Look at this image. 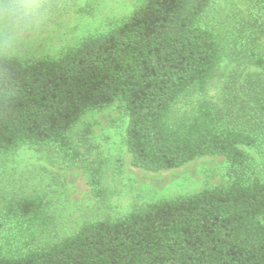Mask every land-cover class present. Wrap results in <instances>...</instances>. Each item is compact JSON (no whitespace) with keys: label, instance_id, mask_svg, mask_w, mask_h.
<instances>
[{"label":"trees","instance_id":"1","mask_svg":"<svg viewBox=\"0 0 264 264\" xmlns=\"http://www.w3.org/2000/svg\"><path fill=\"white\" fill-rule=\"evenodd\" d=\"M214 1L141 0L117 25L55 58L0 56V155L46 147L76 164L73 127L115 107L132 167L160 173L203 157L227 167L217 187L84 224L48 246L39 243L53 222L45 198L0 196V264H264V0H247L246 28L229 37L209 20ZM224 59L257 74L232 72L217 105L178 113ZM87 173L101 200L100 165Z\"/></svg>","mask_w":264,"mask_h":264},{"label":"rangeland","instance_id":"2","mask_svg":"<svg viewBox=\"0 0 264 264\" xmlns=\"http://www.w3.org/2000/svg\"><path fill=\"white\" fill-rule=\"evenodd\" d=\"M52 5L46 25L21 31L16 42L20 60L55 58L80 40L104 33L129 16L141 0H45ZM247 0H215L209 20L225 37L236 28H246ZM232 32V33H231ZM231 33V34H229ZM264 57V38L257 40ZM241 77L257 74L254 69L223 60L203 94L178 105V113H190L201 101L214 105L230 73ZM125 120L115 107L84 114L71 131V139L82 154L69 165L49 148L22 147L0 155V196L42 195L52 216V226L39 239L52 245L73 235L82 225L117 220L137 207L162 200L187 197L217 187L227 180L225 160L203 157L175 170L149 173L132 167L123 144ZM262 150V149H260ZM254 164L260 152H250ZM100 165L103 198L95 200L88 185L87 168Z\"/></svg>","mask_w":264,"mask_h":264},{"label":"clouds","instance_id":"3","mask_svg":"<svg viewBox=\"0 0 264 264\" xmlns=\"http://www.w3.org/2000/svg\"><path fill=\"white\" fill-rule=\"evenodd\" d=\"M51 8L45 0H0V56L15 59L21 31L42 29Z\"/></svg>","mask_w":264,"mask_h":264}]
</instances>
